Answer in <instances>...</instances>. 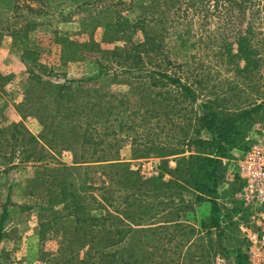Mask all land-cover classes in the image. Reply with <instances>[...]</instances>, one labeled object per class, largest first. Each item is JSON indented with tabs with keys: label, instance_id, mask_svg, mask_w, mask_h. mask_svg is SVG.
<instances>
[{
	"label": "rangeland",
	"instance_id": "374dc122",
	"mask_svg": "<svg viewBox=\"0 0 264 264\" xmlns=\"http://www.w3.org/2000/svg\"><path fill=\"white\" fill-rule=\"evenodd\" d=\"M144 18L154 28L136 22ZM142 29L163 37V52L143 53L142 63L115 60L110 52L143 40ZM243 36L264 59V0H0V212L8 193L10 209L0 264H85L94 236H102L94 245V264H236L237 252L246 249L238 226L225 221L224 251L216 231L206 235L199 226L210 203L195 201L192 192L175 185H155L154 179L179 176L171 171L179 155L163 151H194L186 144L198 127L195 121L188 124L192 109L200 114L202 103L218 99L222 108L236 111L264 97V60L260 70L247 74L238 70L243 58L232 57ZM150 70L190 84L195 101L176 94L150 101L171 85L155 82ZM100 72L107 74L85 82ZM73 79L83 81L60 89ZM249 121L248 143L264 128V113ZM32 134L39 144L31 141ZM101 159L120 166L97 168ZM86 163L88 172L67 169ZM186 177L182 171L179 179ZM229 179L218 188L223 213L238 205ZM128 191L143 199H136L131 211L138 202L164 201L135 220L170 224L177 209L183 225L196 230L194 244H183V235L175 247L167 238L136 234L131 252L100 259L111 242L104 230L115 231L117 245L126 224L137 225L102 219L108 213L125 217ZM143 247L151 254L141 256Z\"/></svg>",
	"mask_w": 264,
	"mask_h": 264
},
{
	"label": "trees",
	"instance_id": "16d2710c",
	"mask_svg": "<svg viewBox=\"0 0 264 264\" xmlns=\"http://www.w3.org/2000/svg\"><path fill=\"white\" fill-rule=\"evenodd\" d=\"M152 5H156V1L152 2ZM152 7V6H151ZM137 23L142 24L143 26H148L149 21L145 18L142 20H137ZM121 22L119 23V25ZM151 26V25H150ZM151 28H154V26H151ZM142 35L143 40L134 42H128L125 46L118 47L110 52V54L114 57L115 60H119V62H128L130 59H136L139 62H143L142 54L144 53L145 57L150 56H156L160 53V50L163 48V37H158V35L153 34L152 32L142 29ZM154 31V29H153ZM237 48H238V55H234L232 57H238L243 58L244 64L238 68L239 71L245 72L247 74H253L254 71L260 70V68L263 65V60L261 57H256L255 52L252 51L251 44L249 42V39L245 36L238 39L237 41ZM163 52V49H162ZM152 54V55H151ZM229 57L231 58L230 54ZM133 62V61H132ZM130 64V63H128ZM107 72H100L98 75L89 77L85 80V82L94 81L96 79L101 78L102 75H106ZM150 78L153 79L155 82L160 81L164 79L166 82L170 81L171 85L165 89L164 91L156 93L153 98L150 99H157L160 95H180L182 97L188 98L190 102L195 101V90L190 86V84H187L183 82L178 77H173L167 73H162L160 71L156 70H150L149 71ZM157 75V77H155ZM80 82L83 80H66V84L60 85V89H67L68 83L72 85V83ZM167 83H163V86H167ZM77 86H80V84H77ZM169 98L165 97L164 99ZM218 99H211L208 100L200 105L201 107V113L197 114L195 111H193L192 117L189 118L188 124L191 125L193 121L197 122L198 127L195 128V134L193 136H190L187 140V145L193 146L195 149L192 153L189 155L184 154V150L182 149H171L169 151H163V153L167 155H179L176 160V167L171 169L172 173L179 174V176H174L172 179L168 181L163 180V174H159L158 177H156L154 180L155 185L158 186H166L171 187V185L178 186L180 188L188 190V192H192L195 201L197 202H209L210 203V211L209 216L206 217V219L200 221V229L206 230V235H210L212 233V230L216 231V237L219 240V245L222 247L224 251H226L225 247L222 245V239L225 234V228L226 224L225 221L230 222L235 226H238L240 220H247V213L243 210L242 204L240 201L237 202V207L233 211H226L223 213L221 205L218 201V195L219 191L218 188L221 183L225 182L226 180V166L222 163L221 158H230L232 156L233 149H242L245 150L248 147V142L244 141L247 130L251 128V121H249L253 114H256L262 111L264 113V97H259V103L253 104L250 107H240L236 109V111H230V109L224 107L222 108V105L217 102ZM169 106L170 109H173V105H166ZM222 108V109H219ZM156 114L157 111L155 110ZM165 115L167 116L168 113L165 112ZM187 133V131H184ZM202 132L207 133V137L202 136ZM13 136V135H12ZM31 141H35L39 144V140L35 135H30ZM153 141V140H152ZM151 140L145 141V143L152 142ZM185 145V143H184ZM49 147V146H47ZM189 151V150H188ZM97 153V149L92 151V154ZM91 154V155H92ZM164 154V155H165ZM28 155L24 157V161H28L29 159ZM84 162H87V159L83 160ZM109 160H96L95 163L97 164V168H105V167H117L120 166L119 164L115 163H109L106 162ZM73 163V162H72ZM76 163V162H74ZM109 164V165H108ZM48 165H45L44 167L47 168ZM90 166L88 163L82 165H72L70 167H67V165L60 166L61 168L67 167L69 170V173L74 169L77 171V169H84V171H89ZM67 169L64 173H66ZM185 172L187 177L182 181L179 179L180 173ZM43 183V181L41 182ZM232 185L235 186L234 190H238V184L236 181H231ZM135 184V183H134ZM66 190H61L62 195L66 194ZM234 193V191L232 192ZM127 196L125 197V201L127 202L125 205V217H115L112 213H108L107 216H103L102 219H106L107 217H111V219H116L117 221L123 223L124 220H133L135 224L137 225H130L126 224L125 230L119 235V237L116 239V242L119 244L115 245L113 242L115 231L112 230H104L105 238L110 240L111 242L109 245L106 246V249H102L100 251L99 257L100 259L102 257L106 259H110L115 257L117 254H122V252H131L133 249L131 246V240L130 238L133 237L136 234H140L145 239L148 237V235L160 239V241L163 238H167L169 242H176L175 247L178 246V242L176 241V238L178 235L186 236L189 239H185L183 242H189V245L194 244L196 237L191 239V236H194L196 234V230L191 225H183V220L181 221V214L178 213L176 209V215L175 218L170 221V224H144L141 223L140 220H135L136 215L140 214H147L150 212L151 208H156V205H160L164 201L159 200L153 203H145L144 205L141 203H137L136 207L137 209L135 211H131V207L134 204V201L136 199H139L142 201L143 199L135 194V192L128 191L125 193ZM66 198V197H65ZM106 199V198H105ZM107 200V199H106ZM171 205H175L174 199L171 200ZM9 202L6 201L3 205L2 212L0 214V234L3 227V222L6 220V218L9 215L8 210ZM66 205V204H65ZM64 205V209H67V207ZM240 205V206H239ZM189 206V205H188ZM47 208H50L47 207ZM241 211V214L238 213ZM238 214V215H237ZM139 215V217H141ZM238 216V217H236ZM154 218V217H153ZM90 220H93L92 217H90ZM146 220V218H145ZM148 220V218H147ZM153 220V219H152ZM164 223V222H163ZM147 225V226H146ZM235 226V227H236ZM182 236V237H183ZM102 236L98 237H92L93 239L90 241L89 244H87V250L85 251V256L87 257V260H85V264H94L95 260L92 259L93 255L95 254L94 245L96 243V240L100 241V238ZM1 238V237H0ZM155 249H160V245H154ZM181 245V243H180ZM212 248V247H211ZM141 256L150 255L151 253L147 251L145 247L140 248ZM154 253V252H153ZM123 259L122 257H118V259ZM236 264H248L247 257L245 253L237 252L236 255ZM116 260V259H115ZM130 261V260H129ZM133 264H136V261H131ZM128 264V262H127ZM147 264V262L145 263Z\"/></svg>",
	"mask_w": 264,
	"mask_h": 264
},
{
	"label": "built area",
	"instance_id": "2783aa9c",
	"mask_svg": "<svg viewBox=\"0 0 264 264\" xmlns=\"http://www.w3.org/2000/svg\"><path fill=\"white\" fill-rule=\"evenodd\" d=\"M221 160L226 176L239 185L235 198L247 213V220H240L238 228L246 243L248 264H264V128L249 141L247 149H233L230 158Z\"/></svg>",
	"mask_w": 264,
	"mask_h": 264
},
{
	"label": "crops",
	"instance_id": "0c3cea01",
	"mask_svg": "<svg viewBox=\"0 0 264 264\" xmlns=\"http://www.w3.org/2000/svg\"><path fill=\"white\" fill-rule=\"evenodd\" d=\"M21 96H22V94H21ZM19 98H20V100H21V97H20V95H19ZM9 194V193H8ZM8 194L6 195V201H8L9 202V200H8ZM5 203V202H4ZM4 205V204H3ZM8 210H9V212H10V209L8 208ZM2 212V211H1ZM1 212H0V214H1ZM5 222V221H4ZM4 222H3V227H2V230H1V234H0V242H2V239H3V232H4V230H5V225H4Z\"/></svg>",
	"mask_w": 264,
	"mask_h": 264
}]
</instances>
